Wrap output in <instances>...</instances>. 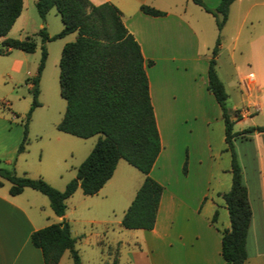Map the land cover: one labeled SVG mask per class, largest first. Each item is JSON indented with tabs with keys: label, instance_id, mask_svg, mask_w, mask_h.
Returning a JSON list of instances; mask_svg holds the SVG:
<instances>
[{
	"label": "crops",
	"instance_id": "0c3cea01",
	"mask_svg": "<svg viewBox=\"0 0 264 264\" xmlns=\"http://www.w3.org/2000/svg\"><path fill=\"white\" fill-rule=\"evenodd\" d=\"M89 1L92 4L107 1L115 5L123 25L137 41L159 135L160 149L149 175L162 189L153 227L134 229L139 231L133 233L134 237L139 235L141 241L130 253L133 264H225L220 255V231L228 227L229 221L219 194L229 188L230 178L226 182H216L212 187L215 153L209 127L218 121L222 123V119L213 95L206 88L209 56L201 51L209 46L202 28L206 14L199 9L208 12L191 0ZM202 1L213 8L219 0ZM140 5L152 7L161 15L144 13L139 9ZM254 9H258L255 17ZM231 15L234 22L229 41L234 45L239 36L244 35L243 42L250 55H254L252 60L255 62L247 74L253 77L257 74V80H264V0H233L219 32ZM71 35L73 39L74 33ZM238 112L239 120L247 116L242 109ZM221 127L223 143V123ZM22 152L16 153L14 169L28 177L46 179L37 168L19 166ZM243 154L241 158L238 154L235 156L251 209L244 264H264V144L248 146ZM183 162L186 165L184 172ZM114 170L92 195L102 193V197L107 198L111 194L109 185ZM142 179L136 180L125 202L132 199ZM59 180L62 182L63 179ZM0 181V264H43L41 252L31 243L30 235L51 223L66 221L75 247L82 235L72 231V224L77 219L67 212L66 202L78 186L65 199L64 213L57 216L47 200L36 194L37 191L24 187L20 193L12 195L8 192L9 183L1 178ZM214 212L216 216L211 220ZM132 242L138 241L132 239ZM66 255L69 256V252L64 250L57 264Z\"/></svg>",
	"mask_w": 264,
	"mask_h": 264
},
{
	"label": "trees",
	"instance_id": "16d2710c",
	"mask_svg": "<svg viewBox=\"0 0 264 264\" xmlns=\"http://www.w3.org/2000/svg\"><path fill=\"white\" fill-rule=\"evenodd\" d=\"M191 1L211 14L219 33L233 0H219L213 8L201 0ZM34 7L40 18L54 8L62 26L52 35L47 34L44 26L36 32L41 43L40 59L36 73L25 79V83L29 84L31 102L24 115L22 138L16 153L24 149L26 123L32 109L39 104V73L46 56L44 43L69 33H74V37L61 46L57 63L58 92L65 107L56 129L81 138L95 134L98 137L88 154L75 167L74 177L61 190L55 189L40 176L17 175L13 169L2 166L0 178L9 183L8 192L12 195L20 193L24 187L45 195L52 212L61 216L65 210V199L77 186L84 195L96 193L111 176L117 160L123 159L137 169L143 179L123 211L119 224L126 229H151L162 186L150 177L149 170L159 152L160 142L137 41L123 25L118 8L107 1L92 4L89 0H34ZM21 8L22 0H0L1 55L14 48L24 52L34 51L35 42L28 36L25 39L6 36ZM139 9L150 15H161L160 11L146 5H140ZM218 45L219 35L207 60L206 88L220 109L225 149L230 152V185L219 194L229 221L228 227L220 231V255L225 264H244L245 236L251 209L246 187L241 181L232 138L251 131L264 132V125L231 131L233 122L240 118V114L236 109L229 113L226 108L227 95L215 71ZM182 171H185V162ZM215 216L216 212L211 220ZM30 240L39 248L43 264H57L64 250L69 252L72 264H79L75 239L66 221L32 231ZM111 264H117L116 256Z\"/></svg>",
	"mask_w": 264,
	"mask_h": 264
},
{
	"label": "rangeland",
	"instance_id": "374dc122",
	"mask_svg": "<svg viewBox=\"0 0 264 264\" xmlns=\"http://www.w3.org/2000/svg\"><path fill=\"white\" fill-rule=\"evenodd\" d=\"M199 10L207 18L202 23V28L209 47L201 49L207 56L210 57L215 39L219 35L220 46L215 56V69L227 95L226 108L229 113L233 109H242L247 113L245 118L233 122L231 131L238 132L247 127L264 125V80H257V74L255 77L247 74L251 66H255V62L252 60L254 55H250L243 42L244 35L239 36L234 45L229 41L234 16L229 17L218 33L213 17L202 9ZM257 10L252 11L254 17L258 14ZM20 12L6 36L16 39H25L28 36L35 42L34 51L24 52L14 48L7 54H0V166L13 169L17 175L21 174L14 169L13 160L22 138L24 115L31 102L29 84L25 83V79L36 73L41 52V43L36 32L44 26L46 32L54 34L62 26L54 8L49 9L44 18H40L34 7V0H23ZM71 34L44 43L46 56L39 73V104L32 109L26 123V139L19 158V166L37 168L46 179L40 177L58 190L64 187L63 181L74 177V167L84 159L98 137L95 134L81 138L56 129L65 107L58 92L57 63L60 48L72 39ZM221 124L218 121L209 127L215 153L212 187L214 183L223 180L226 182L230 178L229 171H225L229 169L230 152L220 140ZM257 144H264V133L251 131L232 138L233 151L239 158L244 156L243 152L248 146ZM117 162L109 185L111 194L107 198H103L102 193L84 195L77 188L66 202L67 212L77 219L72 224V231L82 235L75 243L79 264H111L114 256L118 258L117 264H133L130 253L137 249V243L141 241L140 236L135 238L133 233L139 231L123 228L119 221L122 209L130 201L125 202V199L129 197L136 180L142 179V174L123 159H118ZM56 171L59 172L56 174ZM59 179H63L62 182ZM36 194L47 200L45 195L39 192ZM132 239L138 242L134 243ZM60 264H72L71 258L68 255L63 256Z\"/></svg>",
	"mask_w": 264,
	"mask_h": 264
},
{
	"label": "water",
	"instance_id": "95a60500",
	"mask_svg": "<svg viewBox=\"0 0 264 264\" xmlns=\"http://www.w3.org/2000/svg\"><path fill=\"white\" fill-rule=\"evenodd\" d=\"M77 182L79 183L80 182V179H78Z\"/></svg>",
	"mask_w": 264,
	"mask_h": 264
}]
</instances>
